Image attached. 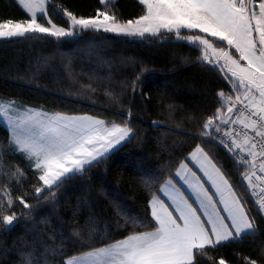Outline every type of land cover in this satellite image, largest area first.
Listing matches in <instances>:
<instances>
[{"label": "trees", "instance_id": "1", "mask_svg": "<svg viewBox=\"0 0 264 264\" xmlns=\"http://www.w3.org/2000/svg\"><path fill=\"white\" fill-rule=\"evenodd\" d=\"M100 0H48L47 12L68 27L64 11L94 17ZM110 10L125 22L143 14L138 0H113ZM18 0H0V20H24ZM41 21V20H39ZM198 49L172 35L143 38L83 30L64 38L31 34L0 40V98L22 106L108 122L130 121L133 136L101 162L73 175L54 193L37 197L39 173L11 144L0 122V264H66L99 247L151 230L150 201L174 176L196 145L215 158L233 182L242 171L229 155L201 134L231 86ZM13 173H18L13 175ZM23 196L30 208L17 199ZM255 234L206 249L199 264H264V218ZM15 213L13 225L4 215ZM78 233V234H76Z\"/></svg>", "mask_w": 264, "mask_h": 264}, {"label": "snow or ice", "instance_id": "2", "mask_svg": "<svg viewBox=\"0 0 264 264\" xmlns=\"http://www.w3.org/2000/svg\"><path fill=\"white\" fill-rule=\"evenodd\" d=\"M18 3L28 18L0 20V39L31 34L60 38L77 30L141 38L168 33L198 49L201 62L218 70L234 93V99L227 97L230 104L225 107L222 103L206 120L201 134L219 141L238 158L243 166L242 178L247 181L257 211L264 216V0H138L143 14L125 22L107 10H97L91 18L65 10L67 29L48 16V0ZM100 3L109 4L111 0ZM41 19H46L48 26L40 23ZM13 107L0 102V117L9 123L15 150L24 154L39 173L42 186L35 188L38 198L45 189L52 194L73 175L101 162L133 132L128 119L121 124L34 109L13 117ZM245 110L249 113L247 122L240 119ZM238 122L255 135L249 138L244 132L243 140L238 141L241 133L233 127ZM256 137L261 139L257 141ZM177 178L183 187L174 182ZM17 199L24 208H30L23 196ZM5 200L11 209L10 193L0 195V201ZM149 207L151 230L129 234L67 264H199L198 257L206 254V249L239 241L256 231V218L247 201L199 144L187 162L179 165L175 176L163 183ZM16 219L14 212L3 216L4 224L10 226ZM218 264H226L225 259H219ZM248 264L257 261L249 259Z\"/></svg>", "mask_w": 264, "mask_h": 264}, {"label": "rangeland", "instance_id": "3", "mask_svg": "<svg viewBox=\"0 0 264 264\" xmlns=\"http://www.w3.org/2000/svg\"><path fill=\"white\" fill-rule=\"evenodd\" d=\"M113 0H111V2H112ZM110 4V3H109ZM109 4H107L106 6H108L105 10H107V11H109L110 13H112L111 12V10H110V6H109ZM113 14V13H112ZM65 19H66V21L68 22V18L67 17H65ZM40 23H42V24H45V26H48L47 25V22H46V19H41V21H39ZM121 22V21H120ZM69 23V22H68ZM80 31H83V30H77V31H74V33L73 34H75L76 32H80ZM39 35H41V34H39ZM121 35H123V34H121ZM166 35H169L168 33H162L161 35H160V37H163V36H166ZM145 36H151V35H149V34H145ZM144 36V37H145ZM65 37H67V36H65ZM131 37H137V38H141V37H139V36H131ZM18 38V37H17ZM60 38H64V37H60ZM209 39H212V38H209ZM0 40H3V39H0ZM234 51V50H233ZM237 58H238V54H237ZM241 63H243V62H241ZM231 85V84H230ZM231 89H232V85H231ZM228 96H233V99H234V93L231 91L230 93H228V94H225V96L223 97V99H224V105H225V107L228 105V104H230L232 101H229L228 99H227V97ZM0 102H2L5 106H7V105H14V107L11 109V115L13 116V117H15V116H17V115H20V114H23L26 110H29V109H34V110H40V111H42V112H44V113H47V114H55V113H52V112H47V111H44V110H42V109H35V108H31V107H27V106H22L21 104H19L18 102H16V101H7V100H2L1 98H0ZM69 116V115H68ZM81 116V115H80ZM80 116H74V117H80ZM85 116V115H84ZM106 121V120H105ZM0 122L8 129V131H9V133H10V136H11V138H12V134H11V131H10V128H9V123H8V121L4 118V117H0ZM106 122H108V121H106ZM133 134H134V132H132V134H131V137L133 136ZM204 138L206 139V140H209V141H212L213 143H215L216 145H218L217 143H216V140H214V139H212L211 137H208V136H204ZM129 139H126L125 141H123L121 144H119V145H117L115 148H113L107 155H109L111 152H113L114 150H116L118 147H120L123 143H125L126 141H128ZM219 146V145H218ZM221 147V146H220ZM222 148V147H221ZM206 151H207V149L206 148H204ZM223 149V148H222ZM224 150V149H223ZM225 151V150H224ZM226 152V151H225ZM106 155V156H107ZM240 179V178H239ZM238 179V182H233V180H231L232 181V183L234 184V186H235V190L240 194V195H242L243 196V198H244V200L245 201H247L246 200V197H247V195H248V191H247V188H244V186H242V184H241V182H240V180ZM257 207V206H256ZM257 209V208H256Z\"/></svg>", "mask_w": 264, "mask_h": 264}, {"label": "built area", "instance_id": "4", "mask_svg": "<svg viewBox=\"0 0 264 264\" xmlns=\"http://www.w3.org/2000/svg\"><path fill=\"white\" fill-rule=\"evenodd\" d=\"M238 106H239V105H238ZM232 115H235V113L232 114ZM248 115H249L248 111L245 110L244 114L240 116V119H241V120H244L245 122H247V117H248ZM253 119H255V117H253ZM233 127H234L237 131H239V132L241 133V136L237 138L238 141H242V140H243V133H244V132H247V133H248L249 138H251V137H253V136L255 135V133H254L251 129H244L243 125H242L241 123H239V122L236 123L235 125H233ZM260 139H261L260 137H256V140H257V141H259ZM216 143H217L219 146H221V147L226 151V153L229 155V157L235 162V164L238 166V168L242 171L243 166L238 162V158L235 157L232 153L228 152V151L223 147V145L219 143V141L216 140ZM242 177H243V171H242V173H241V176H240V179H239V180H240L242 186H244V188H247L248 194H249V196L251 197V194H250V191H251V190H250V189L248 188V186H247V181H246V180H243ZM253 179H255V178H253ZM257 190H258V189H257ZM251 198H252V197H251ZM252 199H253V198H252ZM253 201H254V200H253ZM263 218H264V216H263Z\"/></svg>", "mask_w": 264, "mask_h": 264}, {"label": "crops", "instance_id": "5", "mask_svg": "<svg viewBox=\"0 0 264 264\" xmlns=\"http://www.w3.org/2000/svg\"><path fill=\"white\" fill-rule=\"evenodd\" d=\"M231 86V85H230ZM225 95H223V97H224ZM223 97H222V99H223ZM223 104H224V99H223ZM204 148V147H203ZM189 157V156H188ZM187 157V158H188ZM184 162H187V159L184 161ZM217 162V161H216ZM220 166V165H219ZM189 167H192V165L191 164H189ZM179 168V167H178ZM177 168V169H178ZM177 171V170H176ZM176 173V172H175ZM175 173H174V176H175ZM173 176V177H174ZM229 178V177H228ZM230 179V178H229ZM175 183H177L178 185H180L181 187H183V185H182V183L181 182H179V180H178V178H177V180L176 181H174ZM230 182L232 183V181H231V179H230ZM233 184V183H232ZM234 185V184H233ZM163 186V185H162ZM161 186V187H162ZM184 191H187V189L186 188H184ZM159 193V192H158ZM82 256H84V255H82ZM82 256H80V257H82ZM70 260V259H69ZM67 262H68V260H67ZM67 262H66V264H67Z\"/></svg>", "mask_w": 264, "mask_h": 264}]
</instances>
